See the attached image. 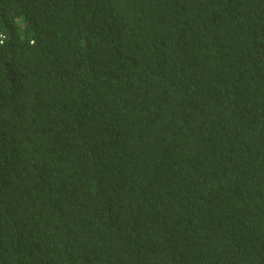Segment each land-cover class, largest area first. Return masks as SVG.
<instances>
[{"label": "trees", "instance_id": "trees-1", "mask_svg": "<svg viewBox=\"0 0 264 264\" xmlns=\"http://www.w3.org/2000/svg\"><path fill=\"white\" fill-rule=\"evenodd\" d=\"M0 264H264V0H0Z\"/></svg>", "mask_w": 264, "mask_h": 264}, {"label": "built area", "instance_id": "built-area-1", "mask_svg": "<svg viewBox=\"0 0 264 264\" xmlns=\"http://www.w3.org/2000/svg\"><path fill=\"white\" fill-rule=\"evenodd\" d=\"M3 38H4V36H3V34H2V32H1V30H0V43H2Z\"/></svg>", "mask_w": 264, "mask_h": 264}]
</instances>
